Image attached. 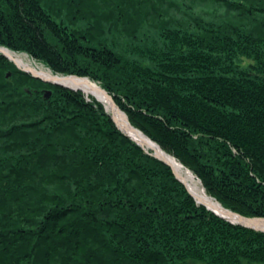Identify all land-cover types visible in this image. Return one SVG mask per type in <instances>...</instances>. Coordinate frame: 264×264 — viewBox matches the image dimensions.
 I'll return each instance as SVG.
<instances>
[{
    "label": "trees",
    "instance_id": "obj_1",
    "mask_svg": "<svg viewBox=\"0 0 264 264\" xmlns=\"http://www.w3.org/2000/svg\"><path fill=\"white\" fill-rule=\"evenodd\" d=\"M0 46L97 82L210 197L264 218V0H0ZM0 264H264V232L0 53Z\"/></svg>",
    "mask_w": 264,
    "mask_h": 264
},
{
    "label": "bare ground",
    "instance_id": "obj_2",
    "mask_svg": "<svg viewBox=\"0 0 264 264\" xmlns=\"http://www.w3.org/2000/svg\"><path fill=\"white\" fill-rule=\"evenodd\" d=\"M9 56L15 60V62L21 67V69H30L40 75L42 78L46 80H52L53 82H58L64 86L74 89V91H81L88 97H95L98 101L106 105V108L109 112L112 113L119 127L123 128L124 122H126V118L123 114L119 113L116 109H114L111 100L104 96V94L100 90V86L89 79H62L55 77L51 72L46 71L41 66H36L31 63L30 60H27L26 57H22L21 55L14 54L12 52H7ZM60 86V85H58ZM62 87V86H61ZM139 143H141L148 151L154 150L158 154L165 156L173 165L174 169L179 173V175L185 180L190 190L198 197L199 203L207 204L213 211L225 216L228 220L233 222L244 223L249 226H252L257 229L264 230V221L263 220H251V221H242L235 216H228L222 213L221 205L215 199H212L206 191L200 187V182L197 180V177L194 176L190 171L185 169L179 161L174 159L173 157L167 155L162 151V148L152 144L150 141H146L145 136L139 135L134 136Z\"/></svg>",
    "mask_w": 264,
    "mask_h": 264
},
{
    "label": "water",
    "instance_id": "obj_3",
    "mask_svg": "<svg viewBox=\"0 0 264 264\" xmlns=\"http://www.w3.org/2000/svg\"><path fill=\"white\" fill-rule=\"evenodd\" d=\"M7 52H11L9 49H6V48H3V47H0V53H2L3 55H5L7 58H9L20 70L24 71V72H27L29 73L32 77L34 78H37V79H40L46 83H50V84H54V85H60V86H63V87H67V86H64L62 84H59L58 82H53L52 80H46L44 78H42L40 75H38L36 72H34L33 70H30V69H21V67L15 62V60H13L9 54ZM11 76V73H8V77ZM57 78H62V79H87L85 77H78V76H67V77H61V76H55ZM88 80V79H87ZM69 88V87H68ZM72 89V88H71ZM74 90V89H73ZM100 90L101 92L104 94L105 97H107L109 100H111L112 102V105L114 107V109H116L119 113L123 114L126 118V122H124L123 124V128L122 127H118L125 133L127 134L129 137H131L134 141H136L141 147H143L146 151H148L141 143H139L136 139H134V136H139V135H143L145 136V140L146 141H150L152 144L160 147L157 143L153 142L149 137H147L143 132H141L139 129H137L135 126L132 125V123L129 121L128 117L126 116V114H124L120 108L117 106V104L115 103L114 99L109 95V93L103 89L102 87H100ZM52 95V92L51 91H45V98H49L50 96ZM113 119L115 120L114 116H113ZM116 122V120H115ZM117 123V122H116ZM118 124V123H117ZM161 148V147H160ZM154 151V150H153ZM163 151V150H162ZM164 152V151H163ZM165 153V152H164ZM153 156H155L156 158H158L159 160L165 162L166 164H168L169 166L172 167L173 171H174V174L176 175V177L187 187V189L189 190V192L191 193V195L196 199V201L198 202V197L190 190V188L188 187L187 183L185 182V180L179 175V173L174 169L173 165L171 164V162L165 157V156H162L160 154H158L156 151H154L153 153ZM199 203V202H198ZM201 205H204L206 206L209 210H211L212 212H214L216 215H218L219 217L231 222L232 224H235V225H239V226H243V227H246V228H250V229H253V230H256V231H261V232H264V230H261V229H257V228H254L252 226H249L247 224H244V223H239V222H233L231 220H228L225 216H222L221 214L213 211L207 204L205 203H199ZM221 205V204H220ZM221 208H222V213L224 215H230V216H235L237 218H239L240 220L242 221H251V220H263L264 219H249V218H245L241 215H239L238 213L236 212H233L227 208H225L224 206L221 205Z\"/></svg>",
    "mask_w": 264,
    "mask_h": 264
},
{
    "label": "rangeland",
    "instance_id": "obj_4",
    "mask_svg": "<svg viewBox=\"0 0 264 264\" xmlns=\"http://www.w3.org/2000/svg\"><path fill=\"white\" fill-rule=\"evenodd\" d=\"M0 47H3V48H6V47H4V46H0ZM6 49H8V48H6ZM10 50V49H9ZM12 53H14V54H18V55H21L22 57H26L27 58V60H30L31 61V63L33 64V65H36V66H41V67H43L46 71H49V72H51L54 76H61V77H67V75H64V74H55L53 71H52V69L50 68V67H47L46 65H44V64H42V63H39V62H37L34 58H32L31 56H29V54H27V53H17V52H14V51H12V50H10ZM7 58V57H6ZM7 59H9V58H7ZM10 60V59H9ZM68 76H73V75H68ZM75 76V75H74ZM78 77H80V76H78ZM85 78H87V79H89L90 81H92V82H94L93 80H91L89 77H85ZM94 83H96V84H98L97 82H94ZM100 87H102L100 84H98ZM56 86H58V85H56ZM63 87V86H62ZM65 88H68V87H65ZM103 88V87H102ZM68 89H70V90H73V89H71V88H68ZM104 89V88H103ZM28 91H30V90H28ZM44 91H48V89L47 90H44ZM49 91H51V90H49ZM31 92V91H30ZM52 92V91H51ZM81 92V91H80ZM108 92V91H107ZM83 93V92H82ZM109 93V92H108ZM85 95V94H84ZM109 95L112 97V95L109 93ZM85 98L88 100V101H97V102H99V103H101L100 101H98L95 97H88L87 95H85ZM113 98V97H112ZM115 101V100H114ZM116 103V102H115ZM101 104H103V103H101ZM103 106H104V109L108 112V113H110V115L112 116V118H113V115H112V113L111 112H109L108 110H107V108H106V105L105 104H103ZM118 106V105H117ZM119 107V106H118ZM120 108V107H119ZM121 110V109H120ZM124 114H126L123 110H121ZM126 116L128 117V115L126 114ZM128 119H129V117H128ZM115 121V120H114ZM130 121V120H129ZM116 125L118 126V124L116 123ZM138 129V128H137ZM141 131V130H140ZM142 132V131H141ZM147 136V135H146ZM148 137V136H147ZM152 140V139H151ZM153 141V140H152ZM153 142H155V141H153ZM156 143V142H155ZM158 144V143H157ZM159 145V144H158ZM160 146V145H159ZM161 147V146H160ZM163 150V149H162ZM167 155H169V156H171V157H173L174 159H176L174 156H172L171 154H169V153H167L165 150H163ZM153 153H154V151L152 150V155H153ZM177 161H179L178 159H176ZM180 162V161H179ZM181 163V162H180ZM181 165L185 168V169H187L188 171H190L188 168H186L182 163H181ZM193 175H194V173L192 172V171H190ZM176 176V175H175ZM194 176H196V175H194ZM197 177V176H196ZM197 180L200 182V187L201 188H203L204 189V187H203V184H202V181L197 177ZM205 190V189H204ZM206 191V190H205ZM209 196V195H208ZM212 198V197H211ZM212 199H214V198H212ZM217 201V200H216ZM219 204H221V203H219ZM222 205V204H221ZM223 206V205H222ZM239 215H241V214H239ZM241 216H243V215H241ZM243 217H245V218H249V219H264V218H259V217H253V218H251V217H246V216H243Z\"/></svg>",
    "mask_w": 264,
    "mask_h": 264
}]
</instances>
